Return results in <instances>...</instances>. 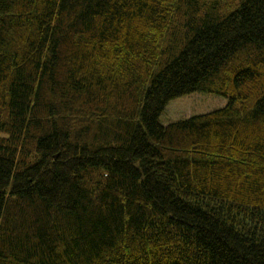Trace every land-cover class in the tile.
Wrapping results in <instances>:
<instances>
[{"label":"trees","instance_id":"trees-1","mask_svg":"<svg viewBox=\"0 0 264 264\" xmlns=\"http://www.w3.org/2000/svg\"><path fill=\"white\" fill-rule=\"evenodd\" d=\"M0 264H264V0H0Z\"/></svg>","mask_w":264,"mask_h":264},{"label":"rangeland","instance_id":"rangeland-1","mask_svg":"<svg viewBox=\"0 0 264 264\" xmlns=\"http://www.w3.org/2000/svg\"><path fill=\"white\" fill-rule=\"evenodd\" d=\"M228 98L209 92H192L171 100L160 116L163 125L224 107Z\"/></svg>","mask_w":264,"mask_h":264}]
</instances>
